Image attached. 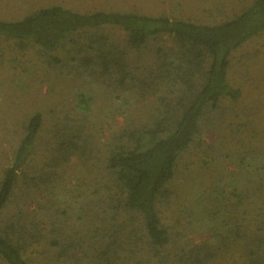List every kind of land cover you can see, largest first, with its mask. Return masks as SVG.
<instances>
[{
    "label": "trees",
    "instance_id": "16d2710c",
    "mask_svg": "<svg viewBox=\"0 0 264 264\" xmlns=\"http://www.w3.org/2000/svg\"><path fill=\"white\" fill-rule=\"evenodd\" d=\"M263 33L264 0L216 23L59 3L0 20L12 48L73 82L66 105L21 123L0 178V258L31 264L40 249L43 264H214L241 239L248 263L264 264V136L249 143L225 131L241 96L231 55ZM191 147L229 178L184 194L187 216L174 229L162 208L176 203ZM245 200L258 204L253 226L237 214ZM205 227L208 237L188 238Z\"/></svg>",
    "mask_w": 264,
    "mask_h": 264
},
{
    "label": "rangeland",
    "instance_id": "374dc122",
    "mask_svg": "<svg viewBox=\"0 0 264 264\" xmlns=\"http://www.w3.org/2000/svg\"><path fill=\"white\" fill-rule=\"evenodd\" d=\"M249 1L251 0H0V20L20 18L38 7L59 3L80 11L101 8L133 9L152 15H173L198 23H216L230 17ZM230 62V80L239 87L241 96L233 104L238 114L231 118L232 127L224 125L225 131L229 134L228 139L250 143V140H258L264 136V33L233 52ZM28 68L32 72H25ZM72 86L70 78L45 72L33 50L12 48L10 39L0 36V178L2 171L10 164L11 151L21 133L23 120L33 111L39 110L46 117L51 109L56 110L57 107L66 105ZM135 112L141 115L143 110L141 112V109L137 108ZM116 122L120 125L122 118L116 116ZM214 137L215 133H211L206 135L204 140L209 143ZM189 151L188 157L180 165L181 169L187 168L180 171L179 178L174 183L176 192L172 200L177 197L176 203L172 201L167 208H162L163 218L172 224L174 229L187 216V208L179 211L183 204L180 202H186L181 199L184 194L187 198L189 192L193 196L195 187L208 188L215 176L222 177L220 179H223V184L229 178V175L225 176L224 173L216 175L217 171L212 170V167L200 163L199 153L194 147ZM233 161L232 159V162H228V166L224 167L229 173L236 172ZM233 203H236L235 197ZM257 206L258 204H253L251 200H245L237 208L239 216L241 211H244V224L253 226L254 219H260L254 217ZM9 216L10 211L6 212V217ZM71 220L69 222L74 223L75 218L72 217ZM210 234L209 227L194 231L192 229L188 238L196 243ZM242 247L244 245L241 239L222 245L221 254L214 264H249L248 256ZM39 250L32 249L34 252L31 251V256L35 259H32L31 264L44 263ZM0 264L7 263L0 258Z\"/></svg>",
    "mask_w": 264,
    "mask_h": 264
}]
</instances>
